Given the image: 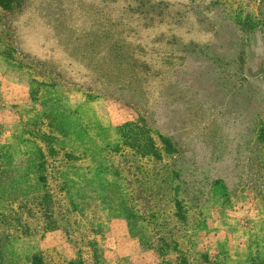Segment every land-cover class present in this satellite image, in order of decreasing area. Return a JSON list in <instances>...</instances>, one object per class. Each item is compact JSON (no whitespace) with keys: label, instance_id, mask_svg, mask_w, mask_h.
<instances>
[{"label":"rangeland","instance_id":"374dc122","mask_svg":"<svg viewBox=\"0 0 264 264\" xmlns=\"http://www.w3.org/2000/svg\"><path fill=\"white\" fill-rule=\"evenodd\" d=\"M0 67V264H264V0H22Z\"/></svg>","mask_w":264,"mask_h":264},{"label":"trees","instance_id":"16d2710c","mask_svg":"<svg viewBox=\"0 0 264 264\" xmlns=\"http://www.w3.org/2000/svg\"><path fill=\"white\" fill-rule=\"evenodd\" d=\"M21 1L22 0H0V8L2 10H10L13 7H19L21 4ZM159 138L163 145V148L162 147L159 148L156 142H154L151 137H147V140H149L148 144L138 145L137 147L142 151L143 154L152 155L154 157L160 156V149L168 153L172 152L173 147L170 144L169 139L163 135L159 136ZM38 181L41 183L44 182L42 175L38 179ZM36 200H37L38 206H41L42 208L47 207L48 204L52 202L51 195L49 194L47 190H44L40 196H37ZM42 208H40L39 210L41 211ZM28 212L30 213V211ZM0 216H1L0 222L7 226L13 227L17 233L28 235L32 232L30 225L25 220L23 221L22 218L13 220V219L7 218V216H3L1 213H0ZM50 218H51L50 215L47 217L44 216L45 223H44V226L42 227L43 231H49V230L56 229V223H54V221ZM10 220H13V221L11 222ZM30 263L31 264H42V259L39 256V254H33L31 256ZM71 264H82V263L79 260V261L71 262Z\"/></svg>","mask_w":264,"mask_h":264},{"label":"crops","instance_id":"0c3cea01","mask_svg":"<svg viewBox=\"0 0 264 264\" xmlns=\"http://www.w3.org/2000/svg\"><path fill=\"white\" fill-rule=\"evenodd\" d=\"M7 82L6 78L2 75L1 67H0V89L4 87L5 83Z\"/></svg>","mask_w":264,"mask_h":264}]
</instances>
